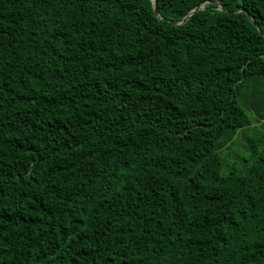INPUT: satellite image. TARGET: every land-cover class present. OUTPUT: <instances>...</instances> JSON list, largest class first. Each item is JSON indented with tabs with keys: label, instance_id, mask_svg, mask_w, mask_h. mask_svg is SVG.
Masks as SVG:
<instances>
[{
	"label": "trees",
	"instance_id": "1",
	"mask_svg": "<svg viewBox=\"0 0 264 264\" xmlns=\"http://www.w3.org/2000/svg\"><path fill=\"white\" fill-rule=\"evenodd\" d=\"M155 1L0 0V264H264V0Z\"/></svg>",
	"mask_w": 264,
	"mask_h": 264
},
{
	"label": "water",
	"instance_id": "2",
	"mask_svg": "<svg viewBox=\"0 0 264 264\" xmlns=\"http://www.w3.org/2000/svg\"><path fill=\"white\" fill-rule=\"evenodd\" d=\"M153 1V11H154V13L159 17V15H158V13H157V8H156V1L155 0H152ZM201 7V5H198V6H196V7H194L193 9H191L190 10V12H188V14L183 18V19H181L180 21H179V23H181V22H184L185 20H186V18H188L195 10H197L198 8H200ZM249 16V18L251 19V21L252 22H254L255 23V21H254V19L250 16V15H248ZM172 23H178V22H175V21H172ZM256 24V23H255ZM256 26H258L257 24H256Z\"/></svg>",
	"mask_w": 264,
	"mask_h": 264
}]
</instances>
